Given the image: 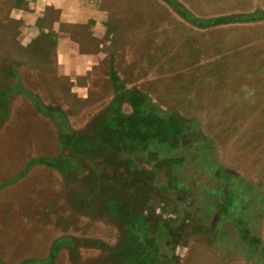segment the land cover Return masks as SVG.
<instances>
[{
    "label": "rangeland",
    "instance_id": "1",
    "mask_svg": "<svg viewBox=\"0 0 264 264\" xmlns=\"http://www.w3.org/2000/svg\"><path fill=\"white\" fill-rule=\"evenodd\" d=\"M178 1L198 18L264 9V0ZM91 3L102 27L92 30L93 20L68 28L83 45L71 53L96 60L80 75L57 67L54 38L26 45L28 26L16 17L26 0H0V185L31 159L67 155L55 122L15 90V75L45 106L64 112L73 130L97 132L108 144L115 135L130 151L146 147L143 139L126 144L123 130L101 118L119 96L125 115L146 98L186 121V133L173 152L158 156L150 147L132 154L129 166L125 150L87 153L76 168L37 166L0 189V260H46L59 243L52 264H118V250L141 230L142 248L161 264H264V21L200 29L163 0ZM73 63L78 71L82 62ZM106 194L146 224L118 220Z\"/></svg>",
    "mask_w": 264,
    "mask_h": 264
},
{
    "label": "trees",
    "instance_id": "2",
    "mask_svg": "<svg viewBox=\"0 0 264 264\" xmlns=\"http://www.w3.org/2000/svg\"><path fill=\"white\" fill-rule=\"evenodd\" d=\"M163 1L171 6L174 11L177 12V14H179L182 18L186 19L200 29L238 23H252L264 20V12L261 10H257L256 12L251 14H232L228 16L203 19L196 17L186 6H184L178 0ZM12 74L14 75L15 73ZM15 77L17 79L15 90L20 91L21 94L25 95L31 101L33 107L35 108V110H37V112L55 122L58 127L59 144L61 148H63V150L67 151V155H65L66 158L64 159L48 157L31 159L26 165L25 169L19 175L1 184L0 189L17 182L37 166H45L50 169H56L61 173H63L66 169L69 170L70 167L76 168L81 157L84 158L87 153L96 154L107 152L115 153L117 155L120 153L119 150H125L123 151L122 159H124L129 166L130 164H132V159H130V156L132 154L135 156L143 153L148 154L150 147H155V153L158 154V156H160L163 151L167 153L173 152L171 146L174 144L172 143L174 141L176 142L177 140H180L182 134L186 133V127L185 125H183V123H185L186 121L182 122V120H179V117L175 113L167 115V113L163 112L158 106H156L146 98L137 97L135 99V102H129L134 109V112L131 115H125L121 111L123 101L121 99V96H119L117 100H115V102L110 106L109 113L106 112L105 115L101 118H105V121L109 119L111 121L109 123L114 124L112 128L115 132H121L123 130L122 133L124 136L122 139L126 144L132 145L130 144V142H128L132 139H143L146 142L143 143V145L146 147H144V149H141L140 151H130L132 147H124L123 142L115 135H112L113 141L108 144L104 141V138L103 140H98L100 134L97 135V132L94 133L97 135L95 136L94 134L73 130L64 112H61L55 108L45 106L37 95L22 88L19 76L15 75ZM111 81L115 92L118 95L123 94L125 88L117 73L114 71L111 72ZM131 93L132 92L128 93L127 95H130ZM99 131H102V128H99ZM147 131L150 135L144 133ZM149 143L154 144L150 145ZM211 164L213 165V163ZM124 180L126 181V183L130 181L129 178H124ZM111 183L114 187L115 185L113 184L112 180L110 181V185ZM104 198L106 199V203L109 204L115 214V217H117L118 220L122 222L124 221L125 224L129 223L130 225H132L133 223V227L135 228L146 224L145 221L143 220V222L139 217H135L134 215L131 217L130 209H128L126 206L123 207L124 202L120 199H117L116 196H112V194H106ZM127 215H129L130 217L125 218ZM132 234L133 239L135 238V241H131L129 246L118 250V256L121 258L119 259L118 264H161L158 257H155V252H145V250L142 248L145 243V238L144 240L142 239L141 230L134 231ZM62 246L63 244H56L51 250L50 258L46 260L27 259L21 264H52V259L56 257L58 248H61ZM141 251L142 253H145H143L142 255ZM0 264L7 263H4L0 260Z\"/></svg>",
    "mask_w": 264,
    "mask_h": 264
},
{
    "label": "crops",
    "instance_id": "3",
    "mask_svg": "<svg viewBox=\"0 0 264 264\" xmlns=\"http://www.w3.org/2000/svg\"><path fill=\"white\" fill-rule=\"evenodd\" d=\"M27 8L19 9L16 17L24 19L25 24L28 26V36L25 38L26 45L32 43L33 40L43 36L48 39H55V46H57L56 64L61 69L63 74L69 71L70 74L77 73L80 75L88 73L92 66L95 65L96 60L94 55H79L71 53V46H83L79 41L72 37L73 30L68 31V28L73 26H94L92 30L98 29L103 25V16L98 13V10L92 9L91 0H26ZM48 10L56 12L55 18H49ZM264 9H256L251 12H240L234 14H251ZM232 15V14H231ZM228 16V15H227ZM197 17V16H196ZM222 17V16H219ZM205 19V18H203ZM51 21L49 24L48 21ZM262 21L252 22L250 24H262ZM41 22L43 24H41ZM239 24V23H238ZM259 24V25H260ZM67 29H63V27ZM25 45V46H26ZM75 53V52H74ZM80 60L82 65L78 71H74L75 65L73 62ZM90 63V64H88ZM70 69V70H69Z\"/></svg>",
    "mask_w": 264,
    "mask_h": 264
}]
</instances>
